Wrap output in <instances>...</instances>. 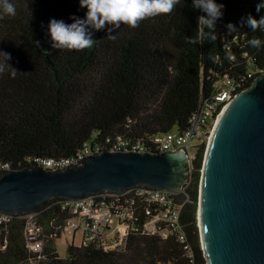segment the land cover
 Returning <instances> with one entry per match:
<instances>
[{
    "label": "trees",
    "instance_id": "trees-1",
    "mask_svg": "<svg viewBox=\"0 0 264 264\" xmlns=\"http://www.w3.org/2000/svg\"><path fill=\"white\" fill-rule=\"evenodd\" d=\"M11 2L15 16L0 18V50L10 53L8 63L16 69L15 77L11 68L0 73V175L42 158L75 156L85 144L114 150L123 141L155 153V138L185 130L213 98L216 81L226 77L239 91L264 71V46L247 43L254 36L264 40V32L225 27L229 22L239 27L247 14L264 15V9L256 12L258 0H217L224 7L214 42H185L198 36L197 17L203 13L191 8V0H179L175 12L146 18L135 28L94 31L93 47L81 51L54 49L47 34L50 18L71 23L73 16L84 17L78 0ZM215 55L216 63L210 58ZM205 148V141L198 145L179 195L189 251L173 236L142 231L148 216L136 197L131 221L136 229L122 246L70 243L62 258L54 243L67 217L65 199L50 198L32 212L42 228L40 255L26 246L29 213L8 214L0 221V264H205L196 217Z\"/></svg>",
    "mask_w": 264,
    "mask_h": 264
},
{
    "label": "water",
    "instance_id": "water-1",
    "mask_svg": "<svg viewBox=\"0 0 264 264\" xmlns=\"http://www.w3.org/2000/svg\"><path fill=\"white\" fill-rule=\"evenodd\" d=\"M189 175L182 150H103L61 170L30 165L3 172L0 213L35 212L50 198L76 200L137 185L178 193ZM197 220L206 264H264V71L234 94L212 128Z\"/></svg>",
    "mask_w": 264,
    "mask_h": 264
},
{
    "label": "built area",
    "instance_id": "built-area-1",
    "mask_svg": "<svg viewBox=\"0 0 264 264\" xmlns=\"http://www.w3.org/2000/svg\"><path fill=\"white\" fill-rule=\"evenodd\" d=\"M214 86L213 98L206 101L191 116L190 123L185 130L178 133L167 132L161 137L155 138V141L158 142L154 149L155 153L146 151L138 143L127 147L128 143L123 141H118L117 148L114 150L113 148L102 149L97 144H85L75 156L60 159L42 158L36 162V165L48 170H61L88 156L98 155L103 150L152 154L182 150L191 167L198 145L203 141L207 144L218 116L225 104L237 92L226 77L221 81H216ZM8 170L11 169L7 168L6 171ZM183 193L184 186L178 193H170L147 185H137L120 193L102 192L88 194L86 197L76 200L65 199L62 202V207L66 211L67 217L60 227V236L61 234L69 236L73 243L75 234L79 232V245L84 246L93 243L105 249L122 246L128 233L136 229L131 221L135 215L134 205L137 197L144 203V213L148 216L142 226V231L148 234H156L161 238L173 236L178 242L184 244V248L189 251L186 244V234L180 222L184 201H179V195ZM8 217V214L0 213V221L7 220ZM24 218L23 234L26 246L31 252L39 256L42 251V228L35 213L29 212Z\"/></svg>",
    "mask_w": 264,
    "mask_h": 264
},
{
    "label": "clouds",
    "instance_id": "clouds-1",
    "mask_svg": "<svg viewBox=\"0 0 264 264\" xmlns=\"http://www.w3.org/2000/svg\"><path fill=\"white\" fill-rule=\"evenodd\" d=\"M79 6L86 9L84 17H71V23L63 20L50 18L47 25V34L54 49H66L81 51L92 48L95 39L93 32L106 30L111 33L113 29H119L121 25L131 28L138 26L139 22L150 17L158 16L162 13L175 12L179 0H78ZM224 5L217 0H191V8L203 13L197 17L199 32L196 38L186 37V43L196 45L201 43V38L214 42L216 37V22L222 17ZM264 9V0H258L256 12ZM16 8L11 0H0V18L4 16H15ZM237 27L233 23L226 24L228 32H234L238 28L247 27L250 31L264 32V15L259 19L251 14L241 17ZM106 25L108 26L106 28ZM115 39L114 35H108ZM39 42H36L38 45ZM248 45L255 49L264 46V40L259 37H252L248 40ZM10 53L0 50V73L5 68H11L10 75L15 77L16 69L8 61ZM214 63L219 61V56L210 57Z\"/></svg>",
    "mask_w": 264,
    "mask_h": 264
},
{
    "label": "rangeland",
    "instance_id": "rangeland-1",
    "mask_svg": "<svg viewBox=\"0 0 264 264\" xmlns=\"http://www.w3.org/2000/svg\"><path fill=\"white\" fill-rule=\"evenodd\" d=\"M197 208H198V203H197ZM196 217H197V213H196ZM197 222H198V220H197ZM73 239H74L73 244L79 245L80 233L77 232ZM70 243H72V238H70L69 236H67L65 234H61V236L55 240V243H54L55 248H56V251L60 257H62V258L67 257V245H69Z\"/></svg>",
    "mask_w": 264,
    "mask_h": 264
}]
</instances>
